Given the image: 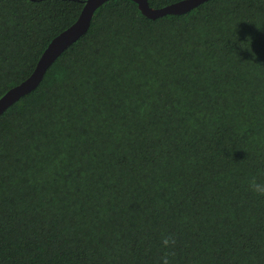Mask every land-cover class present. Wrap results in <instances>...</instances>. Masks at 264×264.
I'll return each mask as SVG.
<instances>
[{"label": "trees", "instance_id": "16d2710c", "mask_svg": "<svg viewBox=\"0 0 264 264\" xmlns=\"http://www.w3.org/2000/svg\"><path fill=\"white\" fill-rule=\"evenodd\" d=\"M85 1L0 0V98ZM253 175L264 0H109L0 115V264H264Z\"/></svg>", "mask_w": 264, "mask_h": 264}, {"label": "water", "instance_id": "95a60500", "mask_svg": "<svg viewBox=\"0 0 264 264\" xmlns=\"http://www.w3.org/2000/svg\"><path fill=\"white\" fill-rule=\"evenodd\" d=\"M109 0H86L77 20L58 34L49 43L39 58L33 72L19 85L8 90L0 98V115L21 97L35 90L41 83L47 69L74 42L82 37L89 28L94 12ZM137 5L140 13L151 19L168 15H183L209 0H181L163 8H151L147 0H130Z\"/></svg>", "mask_w": 264, "mask_h": 264}, {"label": "clouds", "instance_id": "9594fccd", "mask_svg": "<svg viewBox=\"0 0 264 264\" xmlns=\"http://www.w3.org/2000/svg\"><path fill=\"white\" fill-rule=\"evenodd\" d=\"M247 186L251 192L264 196V181L258 179L256 175L250 176L248 178Z\"/></svg>", "mask_w": 264, "mask_h": 264}]
</instances>
